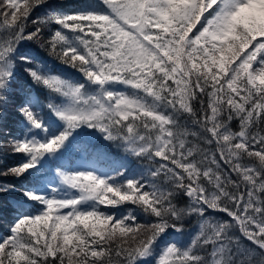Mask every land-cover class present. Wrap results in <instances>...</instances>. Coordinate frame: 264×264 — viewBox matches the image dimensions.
Wrapping results in <instances>:
<instances>
[{"label":"snow or ice","instance_id":"snow-or-ice-1","mask_svg":"<svg viewBox=\"0 0 264 264\" xmlns=\"http://www.w3.org/2000/svg\"><path fill=\"white\" fill-rule=\"evenodd\" d=\"M0 264H264V0H0Z\"/></svg>","mask_w":264,"mask_h":264}]
</instances>
